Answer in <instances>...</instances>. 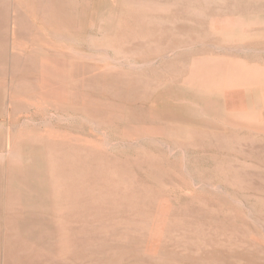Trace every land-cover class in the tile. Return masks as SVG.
<instances>
[{
    "label": "rangeland",
    "instance_id": "374dc122",
    "mask_svg": "<svg viewBox=\"0 0 264 264\" xmlns=\"http://www.w3.org/2000/svg\"><path fill=\"white\" fill-rule=\"evenodd\" d=\"M255 17L264 0H0V264H264V84L233 88L259 126L189 79L206 56L264 68Z\"/></svg>",
    "mask_w": 264,
    "mask_h": 264
},
{
    "label": "bare ground",
    "instance_id": "6f19581e",
    "mask_svg": "<svg viewBox=\"0 0 264 264\" xmlns=\"http://www.w3.org/2000/svg\"><path fill=\"white\" fill-rule=\"evenodd\" d=\"M254 19L255 21H263L264 18L255 17ZM250 22L251 20H248L246 18H241V19L236 18L234 20L221 19L220 21H218L217 24L215 23L216 24L215 27L227 35V34H233L234 32H238L239 31L238 27L240 25L243 26V24L245 25L246 23H250ZM206 57L194 59L192 61L194 64V71L192 72L189 78L190 83L206 90L208 92L207 94L210 96L221 97L224 94H226V92H228L227 95H232L233 99H231L230 103L233 111L232 113L227 114V119L229 121L262 126L263 122L262 120H259V116L256 110L254 109V102H251V100H247V101L246 99L244 100L243 97L244 93L239 94L241 92L240 88L239 89H233V88L249 83L264 84L263 66H259L260 64L258 65V63L255 62H251L249 64L250 62L249 59L247 61L245 59H237V58L229 59L224 57L223 58H216V57L206 58ZM228 89H233V90L228 91ZM60 99L62 98L60 97ZM233 102H236V104ZM213 110L215 112L220 111V109L218 108H215ZM214 111H210V112H214Z\"/></svg>",
    "mask_w": 264,
    "mask_h": 264
}]
</instances>
